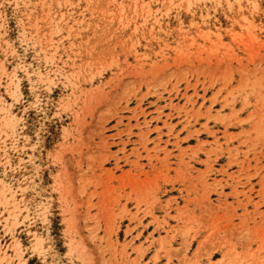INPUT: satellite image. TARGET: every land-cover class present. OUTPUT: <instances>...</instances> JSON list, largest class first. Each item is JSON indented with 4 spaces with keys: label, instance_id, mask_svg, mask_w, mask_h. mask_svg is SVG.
<instances>
[{
    "label": "rangeland",
    "instance_id": "374dc122",
    "mask_svg": "<svg viewBox=\"0 0 264 264\" xmlns=\"http://www.w3.org/2000/svg\"><path fill=\"white\" fill-rule=\"evenodd\" d=\"M0 264H264V0H0Z\"/></svg>",
    "mask_w": 264,
    "mask_h": 264
}]
</instances>
